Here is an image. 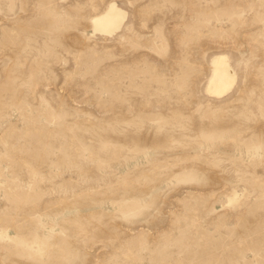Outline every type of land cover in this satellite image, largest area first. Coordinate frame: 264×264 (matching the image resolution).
I'll list each match as a JSON object with an SVG mask.
<instances>
[{
	"label": "rangeland",
	"instance_id": "obj_1",
	"mask_svg": "<svg viewBox=\"0 0 264 264\" xmlns=\"http://www.w3.org/2000/svg\"><path fill=\"white\" fill-rule=\"evenodd\" d=\"M0 264H264V0H0Z\"/></svg>",
	"mask_w": 264,
	"mask_h": 264
},
{
	"label": "bare ground",
	"instance_id": "obj_2",
	"mask_svg": "<svg viewBox=\"0 0 264 264\" xmlns=\"http://www.w3.org/2000/svg\"><path fill=\"white\" fill-rule=\"evenodd\" d=\"M125 19L126 13L117 4L112 3L103 13L92 19V24L96 33L110 36L122 29ZM210 66L211 74L205 89L206 95L214 99L228 97L233 93L237 83V74L229 56L225 54L213 56Z\"/></svg>",
	"mask_w": 264,
	"mask_h": 264
}]
</instances>
